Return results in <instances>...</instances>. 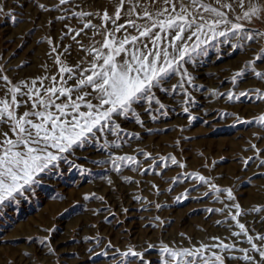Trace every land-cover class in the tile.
<instances>
[{"label":"rangeland","instance_id":"374dc122","mask_svg":"<svg viewBox=\"0 0 264 264\" xmlns=\"http://www.w3.org/2000/svg\"><path fill=\"white\" fill-rule=\"evenodd\" d=\"M118 2L0 0V77L9 78L0 79V100H10L9 88L21 81L47 77V85L53 76L59 81L57 56L70 68L88 67L91 56L86 50L100 47L97 42L103 36H94L83 25L88 20L101 25L100 16L105 10L114 15ZM201 2L221 6L217 0ZM221 2L232 5L222 10L255 38L229 34L210 40L203 45L205 51L185 64L190 81L172 75L163 84L167 91L154 90L163 108L145 102L135 108L136 116L118 119V135H97L83 148L63 154L36 186L0 213V264H119L122 258H113L115 250L126 252L129 247L151 264H160L163 246L235 242L237 248H250L243 234L232 235L240 232L237 222L253 237L264 234V127L248 123L264 115V76L255 75L264 73V37L259 35L264 33V17L236 20L253 4L264 5V0H243V9L240 0ZM136 3L153 13L167 7L163 0ZM127 7L128 0L118 23L128 18ZM81 12L93 15L78 16ZM116 36L122 38L123 33ZM237 73L242 74L234 80ZM178 83L183 87L173 91ZM66 86L74 87L75 81ZM244 92L248 94L240 95ZM30 107L29 101L17 114ZM122 156H132L136 163L117 161L118 171L113 160ZM235 205L241 215L234 221L229 213L236 214ZM213 251L225 258V264H247L235 258L243 255L235 249L218 247L205 255ZM250 254L259 262L258 253ZM131 264L140 262L132 259Z\"/></svg>","mask_w":264,"mask_h":264},{"label":"snow or ice","instance_id":"6c2138e0","mask_svg":"<svg viewBox=\"0 0 264 264\" xmlns=\"http://www.w3.org/2000/svg\"><path fill=\"white\" fill-rule=\"evenodd\" d=\"M68 2L69 0H59L61 5ZM217 2L221 5L219 8L201 0H179L178 3L177 0H163L167 7L158 8L153 13L148 9H141L136 0H128V18L121 24L118 22L122 19L126 0H119L114 15L105 10L100 16L101 25H93L91 20L83 25L84 29H92L94 36H103V40L97 42L100 47L86 50L91 56L86 61L88 67L77 64L70 68L57 56L56 63L60 65L59 81L53 76L52 83L46 85L44 81L48 78L42 77L30 83L21 81L9 88L11 99L0 100V213L5 208L14 206L13 202L18 197L36 186L39 177L50 168H55L63 154L83 148L97 135L103 136L106 132L118 135L121 130L118 119L136 116L135 108L143 107L145 102L149 107L155 102L163 108L154 90L167 91L163 84L172 75L190 81L192 78L185 64L193 60L195 54L205 51L203 45L210 40L214 41L218 36L227 37L229 34L240 39L246 37L249 41L255 38V33L246 32L243 24L233 22L229 14L222 10L231 9L230 3H223L221 0ZM152 3H159V0H152ZM239 6L244 8L243 0H240ZM39 7L43 9L44 5ZM2 11L0 8V12ZM77 15L90 17L93 13L81 12ZM133 15L137 19H132ZM261 17H264V5L253 4L243 11L242 16H237L236 20ZM137 20L143 23H137ZM109 23L111 27L107 26ZM121 32L122 38L117 37L116 33ZM133 32L136 34H132ZM79 34L78 32L77 35ZM259 35L264 37V33ZM53 51L56 49L53 48ZM261 54L264 55V50ZM241 74L237 73L234 80ZM255 75L261 78L264 73L256 72ZM0 79L9 82L7 76ZM69 80L75 81L74 87L66 86ZM177 87H183V83L174 84L173 91ZM255 91L257 97H260V91ZM24 96L28 99L23 100ZM60 97L67 99L57 103ZM29 101L30 109L18 115L16 110ZM136 122L141 123L138 117ZM248 123L264 127V115ZM3 125H7V128ZM172 160L173 163L176 162L175 158ZM117 161L136 163L132 156L118 157L113 160V167L118 171L121 163ZM180 167L184 165L181 164ZM198 179L206 182L203 177ZM210 187L220 191L215 185ZM228 197L232 198L230 190ZM235 207L238 209L236 214L229 213L234 221L241 215L239 205ZM236 226L240 232H232V235L238 237L243 234L247 237L246 243L250 248H237L235 242L232 245L200 244L196 248L181 249L163 246L164 257L160 264H225V258L217 252L205 255L218 247L222 251L235 249L243 253L241 257L235 258L243 259L247 264H264V234L253 237L248 234L245 224L237 222ZM49 251L53 250L49 248ZM250 253H258L259 262ZM116 256L122 258L119 264H131L132 259H137L140 264H151L133 247H129L126 252L116 249L113 258Z\"/></svg>","mask_w":264,"mask_h":264}]
</instances>
